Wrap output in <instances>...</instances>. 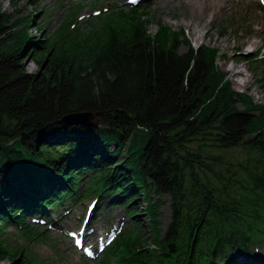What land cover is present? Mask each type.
Wrapping results in <instances>:
<instances>
[{
    "label": "trees",
    "instance_id": "16d2710c",
    "mask_svg": "<svg viewBox=\"0 0 264 264\" xmlns=\"http://www.w3.org/2000/svg\"><path fill=\"white\" fill-rule=\"evenodd\" d=\"M33 17L14 19L0 9L3 219H24L28 192L45 176L57 186L69 184L78 158L100 168L92 188L121 181L146 192L150 231L137 219L143 237L124 236L112 248L127 264H213L222 247L264 238V105L234 88L230 72L216 64L217 48H195L182 28L174 31L146 8L94 19L63 42L34 43L28 33ZM153 21L159 26L152 34ZM28 57L38 65L34 73ZM88 111L102 113L99 125L64 120ZM239 147L246 156L237 163L223 156ZM151 194L174 199L164 232L162 201ZM140 207L142 201L132 213L139 215ZM3 226L0 264H31V249L13 246ZM43 232L26 226L24 235Z\"/></svg>",
    "mask_w": 264,
    "mask_h": 264
},
{
    "label": "rangeland",
    "instance_id": "374dc122",
    "mask_svg": "<svg viewBox=\"0 0 264 264\" xmlns=\"http://www.w3.org/2000/svg\"><path fill=\"white\" fill-rule=\"evenodd\" d=\"M76 1L79 0H70L69 5H72ZM148 2L151 4V6L149 5V10L153 15L158 16L162 22L174 28L183 27L187 38L193 46H198L204 42L219 47L221 52L217 59L218 65L223 70L230 72L229 81L233 83L234 88L249 93L255 101L264 105V87L259 81L261 74L264 73V60L258 62L260 69L256 71V66L253 62L242 60L238 57L241 55H236L238 49L242 51L256 49V53H258L260 47H262L260 56H264V7L259 2L250 0H224L223 4L213 12L210 9L202 10L204 12L201 13V19L198 21L192 19L191 7L187 3V0H147ZM38 5H40L39 9L36 8ZM111 6L112 4L110 3ZM46 7H50L51 9L48 19H46L44 11ZM0 8L4 11L14 12L12 0H0ZM17 8L18 12L14 13V19L26 15L28 11H31L35 14V23L40 22L51 31L59 26L61 18L64 16L61 12L63 10L55 5V0H22ZM93 9L92 7L85 8L81 13L91 12ZM249 14H252L251 20L243 22L242 20ZM222 27L228 28L226 35H221L220 31ZM149 29L151 33L155 32L157 29L156 22H151ZM31 32L33 36L37 35V38L34 37L35 39H44L46 37L42 36L40 31L36 32L33 27ZM253 41H257L258 45H253ZM187 46L186 43H182L181 50L186 49ZM260 58L262 59L263 57ZM26 66L31 73L38 70V65L30 57L26 60ZM98 118L99 115L95 114L93 120L97 121ZM245 153L246 149L239 147L230 152H224L223 156L237 163L241 158L246 156ZM237 173V176L244 181V174L240 171ZM151 197L158 198V195L152 194ZM159 198L164 201L160 212L162 213L161 224L163 229H165L171 217V200L166 195L159 196ZM143 204L145 203L143 202ZM124 211L123 207L116 209V212L119 214ZM142 216L144 221L147 222L148 217L145 214ZM9 233L13 239V243L22 244L24 242V238L18 231L12 229ZM52 234L55 236H52V240L49 239L47 242L33 241L31 245L35 251L42 258H52L56 250L60 253L62 250L66 252V259H63L61 262L55 260L53 264H80V255L73 250L71 241L65 237L64 240H60L59 236H56L59 234ZM2 264L7 263L3 262Z\"/></svg>",
    "mask_w": 264,
    "mask_h": 264
},
{
    "label": "bare ground",
    "instance_id": "6f19581e",
    "mask_svg": "<svg viewBox=\"0 0 264 264\" xmlns=\"http://www.w3.org/2000/svg\"><path fill=\"white\" fill-rule=\"evenodd\" d=\"M191 8L192 19L194 21H198L201 16V13L204 12L202 10L210 9L212 12L219 6H221L224 0H188ZM253 45H257V41L252 42ZM238 260H242L243 256L237 258Z\"/></svg>",
    "mask_w": 264,
    "mask_h": 264
},
{
    "label": "water",
    "instance_id": "95a60500",
    "mask_svg": "<svg viewBox=\"0 0 264 264\" xmlns=\"http://www.w3.org/2000/svg\"><path fill=\"white\" fill-rule=\"evenodd\" d=\"M97 114V115H101ZM95 118V114L93 112H80V113H73L69 114L65 117V122L69 124H82L87 127L96 126L100 124V119L98 118L97 121L93 120ZM97 118V117H96ZM107 122H109L107 120Z\"/></svg>",
    "mask_w": 264,
    "mask_h": 264
}]
</instances>
